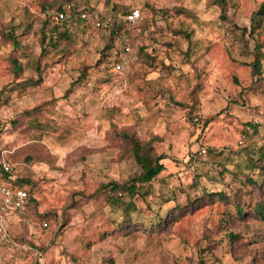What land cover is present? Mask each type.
<instances>
[{
  "label": "rangeland",
  "instance_id": "374dc122",
  "mask_svg": "<svg viewBox=\"0 0 264 264\" xmlns=\"http://www.w3.org/2000/svg\"><path fill=\"white\" fill-rule=\"evenodd\" d=\"M58 1L67 0H0V155L15 166L17 178L32 183L35 200L34 209L10 217L0 230V264H264L263 222L249 214L239 219L232 202H195L203 192L241 188L232 180L235 171L259 178L245 151L264 152V82H253L245 65L254 42L250 38L246 50L240 28L249 27L262 0H230L226 22L210 0H71L107 13L139 9L143 21L127 31L134 60L124 73L115 72L101 57L109 43L102 31L80 38L87 24L43 56L38 84H25L37 77L43 7ZM27 15L32 27L22 34ZM177 30L189 38L174 36ZM10 31L21 52L2 39ZM11 54L24 70L16 83ZM33 107L34 115L25 114ZM32 117L46 128L38 138L28 129ZM205 119L210 122L202 131ZM248 122L261 126L242 139ZM121 132L166 159L147 204L136 198L138 211L119 232L114 223L120 229L121 208L95 192L139 173L132 154L123 151ZM241 198L245 207L257 199L255 193ZM190 201L192 212L149 232Z\"/></svg>",
  "mask_w": 264,
  "mask_h": 264
},
{
  "label": "trees",
  "instance_id": "16d2710c",
  "mask_svg": "<svg viewBox=\"0 0 264 264\" xmlns=\"http://www.w3.org/2000/svg\"><path fill=\"white\" fill-rule=\"evenodd\" d=\"M71 0L52 2L46 8L43 7V11L46 12L45 19L40 22V27L37 31L38 33V41L40 44V54L38 56V60L35 62V66L33 68V73H36V78L34 76L31 78H27L25 80V84H38L41 81L42 68L40 64V60L43 56L57 47L58 41H69L73 34L68 30L66 23L64 21H58L56 17V13H59L63 10L66 4L72 3ZM211 6L215 7L219 10V19L221 21H227V11L232 8L234 5L230 3V0H210ZM233 5V6H232ZM132 9H121L117 10L114 8L112 11L113 21L112 25L109 29L102 31L103 35L108 38L109 43L105 45V47L101 51V57L104 62L113 66L117 61L116 47L115 42L117 41L118 36L123 28V23L121 17L127 13H129ZM52 12V13H51ZM177 13H185V11L179 10ZM26 20L22 23L21 28L22 34H28L32 27L33 19L31 16L27 15ZM141 20L138 23L140 26ZM241 30V41H243V47L247 50V42L252 38L254 42V46L252 49V60L245 63V65L250 70V75L253 79V82H257L256 78L262 77L260 74V70L262 69V62L264 60V43L258 44L257 42H262L264 37L259 40L258 36H264V0L260 2L256 10H254L250 24L248 28H240ZM185 35L189 38V33H185V31L177 30L174 32V36ZM2 39L10 44L13 48V51L21 52L22 48H20V41L18 36L15 35L14 31L5 32L1 34ZM14 52V53H15ZM8 62L10 64V72L13 76V82H19L18 80L23 77V67L21 63L17 60L15 56L12 54L9 55ZM81 76V75H80ZM82 76L76 79L77 82L82 81ZM255 78V79H254ZM264 82L261 79H259ZM197 90V91H196ZM193 92V91H192ZM198 92V89H194V93ZM195 104V103H194ZM190 110L193 113V107H190ZM38 111V107H33L29 111H26L25 114L34 115ZM199 121L198 119L196 120ZM200 122V121H199ZM210 120L201 121V130H205L209 124ZM261 124L248 122L246 123L241 132L242 135L247 139L253 137L258 134V128ZM28 129L32 132V136L38 138L41 136V132H44L46 128L38 123L33 121V117L30 119L28 123ZM38 131L39 135L34 136V131ZM120 137L123 141V151L125 154L131 153L134 158L135 163L139 167V173L127 179V181L120 183L117 181H111L107 184H104L98 188L95 192V196H103L106 203H110L113 206L120 207L121 210V227L120 223L115 222L114 226L116 230L119 232L121 229H124L123 224L128 225L131 221V214L138 211L137 205L135 203L136 198H140L144 203L147 204L148 198L152 193L151 183L157 178L163 171H165V166L163 164V160L166 159L164 154L162 155H152L151 154V145L149 143L143 144L138 141L132 134L127 132H121ZM246 156L248 158L249 166L252 167V170H256L258 173V179H253L250 174L245 173L244 171L238 170L234 173H231L233 177V181L239 182V184H243L241 188H238L235 191L232 189L229 193L220 191L214 194H206L203 192V195L197 198V203L206 204L212 203L214 201H220L223 203L232 202L235 210V215L239 217V219L251 215L255 220L261 221L264 223V152L259 148L256 151L248 152L247 150ZM249 170V171H252ZM226 172V171H223ZM16 174V170L15 173ZM244 177V180L241 178ZM243 180V181H242ZM15 184L18 185L19 188L27 191L30 206L29 210L34 209L35 200L33 199L31 186L32 183L27 181L24 178H15ZM245 185H249L251 189L249 191L245 190ZM30 188H29V187ZM256 194V201L253 205H248L245 207V203L242 202V196L244 195H252ZM126 198L128 199L126 201ZM191 202V201H190ZM194 204L191 202L189 207L180 208L179 206H175V208L171 209L168 213V220L165 218H160V222L156 225L152 226L149 230L150 233L154 231H160L164 229L167 225V221H175L180 218L181 215L186 213L187 211L192 212L194 209ZM246 208V209H245ZM242 216V217H241ZM43 218H46L43 215ZM232 238H236V236H230ZM41 252L44 249H40ZM199 264H204L203 260L199 261Z\"/></svg>",
  "mask_w": 264,
  "mask_h": 264
},
{
  "label": "built area",
  "instance_id": "2783aa9c",
  "mask_svg": "<svg viewBox=\"0 0 264 264\" xmlns=\"http://www.w3.org/2000/svg\"><path fill=\"white\" fill-rule=\"evenodd\" d=\"M58 21H64L68 30L79 29V27L89 24L90 30L80 38L93 37L97 31H105L112 25L113 14L91 7H77L75 4H66L63 10L56 13ZM142 19L139 9H132L129 13L121 17L123 28L116 41V54L118 61L113 65V70L117 73H124L128 69L130 62L135 58L132 48L130 33L127 31L137 25ZM245 137L242 136V139ZM206 154L205 149H200L199 156ZM15 166L0 155V230L4 228L10 217L22 216L29 211L30 201L27 191L15 184ZM46 226L44 222L42 224Z\"/></svg>",
  "mask_w": 264,
  "mask_h": 264
},
{
  "label": "crops",
  "instance_id": "0c3cea01",
  "mask_svg": "<svg viewBox=\"0 0 264 264\" xmlns=\"http://www.w3.org/2000/svg\"><path fill=\"white\" fill-rule=\"evenodd\" d=\"M141 20H143V17H142V19ZM262 78V80H264V75L262 76V77H258V78H256L255 80H259V79H261Z\"/></svg>",
  "mask_w": 264,
  "mask_h": 264
}]
</instances>
